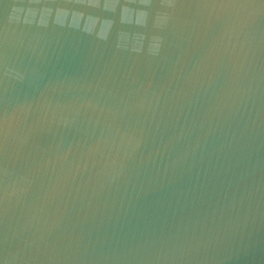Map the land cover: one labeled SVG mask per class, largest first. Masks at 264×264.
<instances>
[{"label":"water","instance_id":"water-1","mask_svg":"<svg viewBox=\"0 0 264 264\" xmlns=\"http://www.w3.org/2000/svg\"><path fill=\"white\" fill-rule=\"evenodd\" d=\"M0 264H264V0H0Z\"/></svg>","mask_w":264,"mask_h":264}]
</instances>
